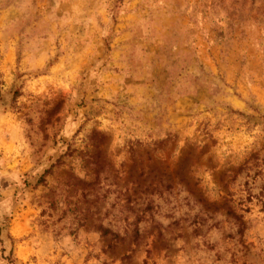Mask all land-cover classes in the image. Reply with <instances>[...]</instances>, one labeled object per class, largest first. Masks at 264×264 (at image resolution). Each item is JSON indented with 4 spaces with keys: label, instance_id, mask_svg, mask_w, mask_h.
Returning a JSON list of instances; mask_svg holds the SVG:
<instances>
[{
    "label": "rangeland",
    "instance_id": "1",
    "mask_svg": "<svg viewBox=\"0 0 264 264\" xmlns=\"http://www.w3.org/2000/svg\"><path fill=\"white\" fill-rule=\"evenodd\" d=\"M0 264H264V0H0Z\"/></svg>",
    "mask_w": 264,
    "mask_h": 264
}]
</instances>
